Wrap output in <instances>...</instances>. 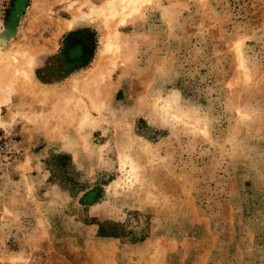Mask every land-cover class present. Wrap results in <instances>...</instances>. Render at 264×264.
Segmentation results:
<instances>
[{"label": "rangeland", "instance_id": "1", "mask_svg": "<svg viewBox=\"0 0 264 264\" xmlns=\"http://www.w3.org/2000/svg\"><path fill=\"white\" fill-rule=\"evenodd\" d=\"M132 1L0 0V264H264V0Z\"/></svg>", "mask_w": 264, "mask_h": 264}, {"label": "bare ground", "instance_id": "2", "mask_svg": "<svg viewBox=\"0 0 264 264\" xmlns=\"http://www.w3.org/2000/svg\"><path fill=\"white\" fill-rule=\"evenodd\" d=\"M136 0H133L132 2L135 3ZM132 4V3H131ZM125 7L127 8V6L125 5ZM93 9V8H92ZM95 11V10H94ZM93 11V12H94ZM80 22V19L74 15V18L73 19H70V20H67L66 22L63 23L64 25V28L65 29H72L74 28L77 24H79ZM14 26H10V29H7V31L9 30H14ZM9 35H11L10 33H7L6 31H3L1 32L0 34V58L2 57V54H3V51L2 49H4V47L7 45L8 43V39H9ZM119 37H118V32L114 29H111L110 27H107V30H106V36H105V39H104V46H103V49H102V52L101 54L103 55L104 53H109V52H112L113 49H117L118 48V43L119 42ZM101 55V56H102ZM106 57V56H105ZM30 63V61H29ZM9 63H3V61L1 62L0 61V72H7L9 73V66L10 64L8 65ZM26 65V64H25ZM101 65V64H100ZM100 69V68H99ZM10 74V73H9ZM96 80L95 78V75L93 74L90 79L88 78L87 82H86V85H92L93 82ZM9 86H10V81L9 79L4 81V80H0V99L1 97L4 98L3 94L7 91V89H9ZM8 92V91H7ZM5 99V98H4ZM4 99H2L4 101ZM8 100V99H6ZM2 103V102H0ZM87 120L89 121H93L94 119L91 118L89 116V114H87L86 112L83 114V117H82V121L87 123ZM82 122V123H83ZM89 123V122H88ZM123 155H126L125 152L122 153V156ZM126 156L129 157V155L127 154ZM125 156V157H126ZM132 160V159H131ZM135 161L132 160V166H131V169L128 170L126 168L123 169V172H124V178L127 180V181H130V182H134V181H137L138 180V172H137V169L138 167L135 165Z\"/></svg>", "mask_w": 264, "mask_h": 264}, {"label": "trees", "instance_id": "3", "mask_svg": "<svg viewBox=\"0 0 264 264\" xmlns=\"http://www.w3.org/2000/svg\"><path fill=\"white\" fill-rule=\"evenodd\" d=\"M12 3H13V2H12ZM102 234H103V235H106V234H108V233H106V232L102 231ZM110 235H112V234L110 233Z\"/></svg>", "mask_w": 264, "mask_h": 264}]
</instances>
